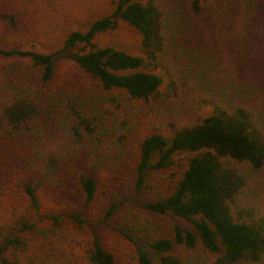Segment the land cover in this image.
I'll list each match as a JSON object with an SVG mask.
<instances>
[{
  "label": "trees",
  "instance_id": "trees-1",
  "mask_svg": "<svg viewBox=\"0 0 264 264\" xmlns=\"http://www.w3.org/2000/svg\"><path fill=\"white\" fill-rule=\"evenodd\" d=\"M107 3L109 14L69 32L52 53L0 48V145L7 151L0 190L17 181L26 209L16 232L0 241V264L42 263L27 240L43 221L42 185L59 202H81L84 210L70 218L83 226L99 196L97 176L109 174L104 223L122 204L126 170L137 190L152 191L144 211L194 229L173 223L150 242L159 260L139 248L137 264H264V0ZM186 3L198 24L190 25ZM0 21L11 36L28 33L23 14L4 12ZM122 25L139 34L137 49L104 42ZM179 55L176 79L170 58ZM64 56L91 86L54 87L55 61ZM146 105L161 123L136 146ZM48 219L59 226L64 216ZM178 247L194 254L185 259ZM87 258L119 264L99 236Z\"/></svg>",
  "mask_w": 264,
  "mask_h": 264
},
{
  "label": "rangeland",
  "instance_id": "rangeland-1",
  "mask_svg": "<svg viewBox=\"0 0 264 264\" xmlns=\"http://www.w3.org/2000/svg\"><path fill=\"white\" fill-rule=\"evenodd\" d=\"M185 6L188 7L185 8V12L190 16V25L198 24V18L190 14L189 5L186 3ZM4 12L23 14L28 33H23L22 37L11 36L4 30L0 21V48H19L26 51L52 53L62 47L69 32L81 29L88 22L109 14L110 7L107 0H33L30 2L0 0V16ZM104 42L137 49L140 46V36L133 29L122 25L114 33L106 35ZM170 59L171 63L175 65H171V76L179 79L181 73L180 55L177 59ZM3 62L5 60L0 58V69ZM184 67L189 68L188 66ZM183 76L186 75L183 74ZM53 84L54 87L64 86L78 91L91 86L93 80L79 70L74 61L64 56L56 58ZM190 87L192 88L191 83ZM151 107V105H146L142 107V110L144 109L142 113L139 111L144 124L138 126L139 132L131 140V143L136 146H139L144 140L147 129L155 128V125L160 127L161 120L156 118L155 112L153 118ZM207 111L209 109L204 108L201 113ZM6 152L0 145L2 156H6ZM13 169L18 176L19 170ZM128 173L129 171L126 170L123 179H120L118 183L121 196L119 202L122 204L115 215L104 223L101 221L110 207L109 202L112 196L109 187L106 188V184H104L105 178L111 179L109 174L102 173L97 176L99 179L101 178L99 196L85 210L83 226H79L70 218V215L84 210L81 202L73 200L69 206L54 198V194L43 185L40 187L39 196L42 203L41 218L43 221L39 223L37 230L28 234L27 240L30 243L29 250L41 254L43 260L41 264H89L87 251L92 246L95 236L101 238L104 246L116 256L119 264H137L139 248L147 250L153 259L158 261L161 255L150 246L154 235L157 233L166 234L170 231L171 225L176 222L187 229L194 230L192 224L186 220L167 217L164 221H160L159 218L144 211L142 206L151 200L152 191L148 187L137 190L133 178L128 176ZM5 187V192L0 190V241L16 232L13 228L16 227L18 219L26 214L25 199L22 194H19L21 189H19L17 181L5 184ZM51 215L64 216L63 223L59 226L55 225L48 219V216ZM153 226H156L158 231L155 232ZM15 252L21 257L25 254L20 250ZM175 253L185 259L194 254V252L181 247H178Z\"/></svg>",
  "mask_w": 264,
  "mask_h": 264
}]
</instances>
